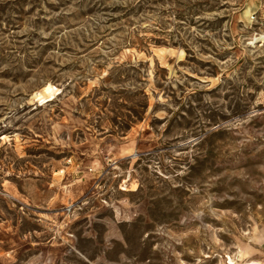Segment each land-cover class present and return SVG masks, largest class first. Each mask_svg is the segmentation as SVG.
Returning a JSON list of instances; mask_svg holds the SVG:
<instances>
[{
	"label": "rangeland",
	"instance_id": "1",
	"mask_svg": "<svg viewBox=\"0 0 264 264\" xmlns=\"http://www.w3.org/2000/svg\"><path fill=\"white\" fill-rule=\"evenodd\" d=\"M254 34L264 0H0V264H264Z\"/></svg>",
	"mask_w": 264,
	"mask_h": 264
},
{
	"label": "bare ground",
	"instance_id": "2",
	"mask_svg": "<svg viewBox=\"0 0 264 264\" xmlns=\"http://www.w3.org/2000/svg\"><path fill=\"white\" fill-rule=\"evenodd\" d=\"M261 40H264V37H259V35L254 34V35H252V36H250V37L248 38V45L254 47L255 44H256L258 41H261ZM45 92H46V93L51 92L50 87H47V88L45 89ZM227 264H237V263L234 262V261L230 258V262L227 263ZM252 264H256V263H252Z\"/></svg>",
	"mask_w": 264,
	"mask_h": 264
},
{
	"label": "crops",
	"instance_id": "3",
	"mask_svg": "<svg viewBox=\"0 0 264 264\" xmlns=\"http://www.w3.org/2000/svg\"><path fill=\"white\" fill-rule=\"evenodd\" d=\"M263 250H264V248H263Z\"/></svg>",
	"mask_w": 264,
	"mask_h": 264
}]
</instances>
